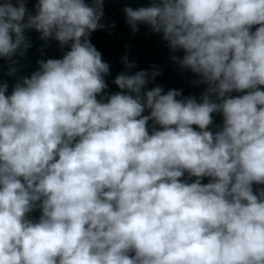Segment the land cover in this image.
Segmentation results:
<instances>
[{
  "label": "clouds",
  "instance_id": "obj_1",
  "mask_svg": "<svg viewBox=\"0 0 264 264\" xmlns=\"http://www.w3.org/2000/svg\"><path fill=\"white\" fill-rule=\"evenodd\" d=\"M29 2L0 0L7 75L28 31L63 55L0 80V264H264V0L122 9L199 97L149 88L158 66L130 74L127 55L109 92L105 0Z\"/></svg>",
  "mask_w": 264,
  "mask_h": 264
}]
</instances>
